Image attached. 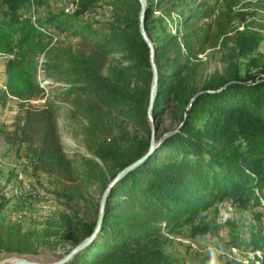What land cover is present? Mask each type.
<instances>
[{"label":"trees","instance_id":"16d2710c","mask_svg":"<svg viewBox=\"0 0 264 264\" xmlns=\"http://www.w3.org/2000/svg\"><path fill=\"white\" fill-rule=\"evenodd\" d=\"M36 1L0 0V53L10 56L0 106L9 99L17 106L12 121L0 123V140L36 182L45 176L53 195L87 206L88 185L109 181L144 157L110 190L94 239L64 264H174L162 247L163 225L188 223L195 235L210 226L194 224V217L216 201L264 207V56H254L261 37L233 26L231 3L221 8L199 0L185 10L194 0H170L164 13L177 10L180 19L171 31L165 15H155L169 0H145V30L158 70L152 114L156 139L162 137L149 152L152 71L139 1L71 0L70 9L27 15ZM103 9L109 11L102 20L96 15ZM54 33L85 46L53 41ZM229 43L237 60L229 57L224 73L197 87V54ZM42 54V71L55 81L50 88L59 90L60 101L34 102L46 91V78L37 80ZM62 102L90 156L65 151L58 125ZM167 111L177 122L161 131ZM98 205L93 221L70 218L75 228L57 225L55 233L46 231L45 243L62 239L69 252L94 230ZM35 234L23 228L22 217L0 216V254L33 253ZM249 243L253 250L264 248L259 233L252 232Z\"/></svg>","mask_w":264,"mask_h":264},{"label":"rangeland","instance_id":"374dc122","mask_svg":"<svg viewBox=\"0 0 264 264\" xmlns=\"http://www.w3.org/2000/svg\"><path fill=\"white\" fill-rule=\"evenodd\" d=\"M38 1L33 2L26 9L25 13L27 15L34 17L44 15L49 10H67L71 8L72 2L71 0ZM210 1H217V7L221 8L224 4L231 3L235 14L233 26L240 30L256 32L261 37L254 56L258 58V61L262 60L264 56V0ZM197 2L199 0H194L185 10L192 9ZM170 3V0L164 3L158 11H155V15L163 13L167 18V28L174 31L180 19L176 14L177 10H172L170 15L164 13L169 9ZM108 11V9L100 10L96 17L103 20L108 16ZM181 30L184 31L185 29L181 27ZM55 40H63L64 43L71 44L73 48L85 46L78 38H63L57 33H54L53 41ZM237 53L238 51L233 43H229L224 48L206 49L204 52L198 53L197 57L200 58L201 64L197 69L196 86L199 87L205 79L216 72L224 73L229 57H233L232 61H235L238 57ZM8 56L0 53V89L5 81L3 65ZM44 59L43 54L39 56L37 80L39 82L40 78H46L43 80L46 91L45 96L34 100L37 104H42L45 100L60 101L56 97L59 90L53 86L50 88L51 83L55 81L42 71ZM55 84L58 85L59 82ZM67 108L68 104L62 102L58 118L65 151L70 157H77L82 154L90 156L91 154L83 144L81 136L73 132L71 123L65 117ZM16 110L15 99H9L4 106H0V123L9 124ZM174 122H177L176 114L173 111H167L160 127L161 131L164 127L173 126ZM23 168V163H18L12 153L7 150L4 142L0 140V203L4 199L7 200L0 211V216L11 218V220L22 217L23 228L34 229L36 232L33 253L26 255L1 253L0 264H11L17 259L52 263L68 253H65L68 245L64 244L61 241L62 239L57 240V243L55 241L45 243L46 231L49 230L55 233V227L60 224L67 225L71 229L75 228V226H72L73 222L69 223L70 218H73L74 221L77 218H85L89 222L93 221L94 205L100 201L102 193L110 180L105 179L101 183L88 185L91 201L87 206L81 201L56 197L52 194V186L46 182L44 175H40L39 181L36 182L29 171ZM16 205L17 207H15ZM256 212H259L260 217L256 216ZM198 223L207 224L210 228L193 235L192 227L188 223H182L174 227L163 225L161 230L162 247L174 264H263L261 259L264 258V248L253 250L249 242L252 232L259 233L264 242V207L242 208L229 199L216 201L203 216L194 217V224Z\"/></svg>","mask_w":264,"mask_h":264},{"label":"water","instance_id":"95a60500","mask_svg":"<svg viewBox=\"0 0 264 264\" xmlns=\"http://www.w3.org/2000/svg\"><path fill=\"white\" fill-rule=\"evenodd\" d=\"M140 3V11H139V30L141 33V36L149 46L150 50V64H151V71H152V82L150 86V95H149V106H148V119L149 123L151 126V135H150V141H149V149L148 151L151 152L154 147L157 145L158 141L160 139H156L155 136V128H154V116L152 114V108H153V102L155 98V93L157 89V80H158V70L154 61V54H155V49L153 46V42L149 38L146 30H145V12H146V3L145 0H138ZM173 131L166 132V134L173 133ZM144 157L135 160L134 162L130 163L129 165L125 166L122 168L120 171H118L115 176L110 180V182L107 184L105 187L102 196L99 201V209H98V216L96 220V224L94 227V230L91 232L90 235L85 237L83 240H81L78 244H76L65 256H63L61 259L52 262V263H40V262H33V261H28V260H23V259H17L11 264H64L67 262L71 257H73L76 253L84 249L95 237L97 232L99 231L102 223V218H103V213H104V208H105V203L108 199L110 190L112 187L132 168H134L136 165H138L141 161H143Z\"/></svg>","mask_w":264,"mask_h":264},{"label":"bare ground","instance_id":"6f19581e","mask_svg":"<svg viewBox=\"0 0 264 264\" xmlns=\"http://www.w3.org/2000/svg\"><path fill=\"white\" fill-rule=\"evenodd\" d=\"M8 57H10V56H8Z\"/></svg>","mask_w":264,"mask_h":264}]
</instances>
